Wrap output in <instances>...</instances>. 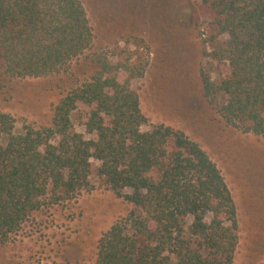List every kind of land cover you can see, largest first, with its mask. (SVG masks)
Returning <instances> with one entry per match:
<instances>
[{"label":"trees","instance_id":"16d2710c","mask_svg":"<svg viewBox=\"0 0 264 264\" xmlns=\"http://www.w3.org/2000/svg\"><path fill=\"white\" fill-rule=\"evenodd\" d=\"M195 1L226 35L208 38L206 55L225 70L217 83L203 74L206 96L226 124L264 136V0ZM92 39L82 0H0V58L10 76L66 71ZM94 61L96 70L54 106L51 125L16 129L0 110V240L33 211L90 189L95 159L96 176L132 204L99 237L96 264H233L237 209L219 167L181 129H142L148 118L131 83L145 60ZM74 111L89 137L72 130Z\"/></svg>","mask_w":264,"mask_h":264},{"label":"rangeland","instance_id":"374dc122","mask_svg":"<svg viewBox=\"0 0 264 264\" xmlns=\"http://www.w3.org/2000/svg\"><path fill=\"white\" fill-rule=\"evenodd\" d=\"M93 39L90 48L66 71L45 77H16L4 72L0 58V110L23 122L49 126L53 108L73 85L97 68V55L111 61L147 62L131 83L149 124L164 123L198 142L221 170L232 193L238 221L233 264L264 262V136L226 124L217 103L206 96L203 74L215 83L225 66L206 52L214 12L195 0H82ZM223 97H219V102ZM72 130L84 126L71 113ZM56 141V139H53ZM92 187L73 198L33 211L8 240H0V264H96L97 241L132 204L117 196L95 174Z\"/></svg>","mask_w":264,"mask_h":264}]
</instances>
